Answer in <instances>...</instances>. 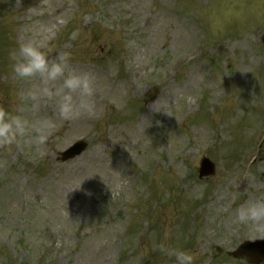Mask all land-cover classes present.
Here are the masks:
<instances>
[{
    "label": "rangeland",
    "instance_id": "1",
    "mask_svg": "<svg viewBox=\"0 0 264 264\" xmlns=\"http://www.w3.org/2000/svg\"><path fill=\"white\" fill-rule=\"evenodd\" d=\"M263 32L264 0H0V104L28 103L9 52L36 36L95 76L99 109L40 153L0 148V264H171L165 232L195 264H246L229 253L255 238L217 209L264 195Z\"/></svg>",
    "mask_w": 264,
    "mask_h": 264
},
{
    "label": "clouds",
    "instance_id": "2",
    "mask_svg": "<svg viewBox=\"0 0 264 264\" xmlns=\"http://www.w3.org/2000/svg\"><path fill=\"white\" fill-rule=\"evenodd\" d=\"M20 2L17 0V4ZM46 47L41 39L30 36L9 52L14 79L30 83L32 87L18 93L21 99L28 101L26 105L18 104L10 109L0 104V148L27 147L40 153L58 123L98 115L95 76L89 71L73 69L70 53H57L51 58ZM42 105L54 108V115H39ZM235 199L234 195L225 193L220 197L222 203L217 211L227 213L234 225L246 228L249 238L264 235V195L233 207ZM168 239L169 233L165 232L163 241L156 246L158 252L171 264H195L194 252L171 246L166 243Z\"/></svg>",
    "mask_w": 264,
    "mask_h": 264
},
{
    "label": "water",
    "instance_id": "3",
    "mask_svg": "<svg viewBox=\"0 0 264 264\" xmlns=\"http://www.w3.org/2000/svg\"><path fill=\"white\" fill-rule=\"evenodd\" d=\"M84 148V146H82V149ZM74 149L70 150L69 153H71ZM80 150V149H79ZM69 157V156H67ZM242 256H246L249 260V262H254V263H259L261 261H264V254L263 253H259L257 254L256 252H252V251H248L246 249L245 246H242L237 253L235 254V256L237 257H241Z\"/></svg>",
    "mask_w": 264,
    "mask_h": 264
}]
</instances>
